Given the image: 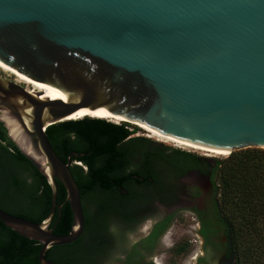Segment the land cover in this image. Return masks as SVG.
<instances>
[{
  "label": "water",
  "instance_id": "1",
  "mask_svg": "<svg viewBox=\"0 0 264 264\" xmlns=\"http://www.w3.org/2000/svg\"><path fill=\"white\" fill-rule=\"evenodd\" d=\"M0 67L52 92L0 71V122L51 186L43 221L0 220L41 243L40 264L85 228L74 153H56L50 125L92 113L228 155L264 148V0H0ZM58 182L66 234L51 226Z\"/></svg>",
  "mask_w": 264,
  "mask_h": 264
},
{
  "label": "trees",
  "instance_id": "2",
  "mask_svg": "<svg viewBox=\"0 0 264 264\" xmlns=\"http://www.w3.org/2000/svg\"><path fill=\"white\" fill-rule=\"evenodd\" d=\"M136 125L115 122L101 117H84L50 125L47 136L56 153L67 161L73 152L71 171L80 188L82 199L96 197L101 204L109 195L127 197L134 184L174 181L191 171L207 174L214 183L215 201L212 216L203 223V230L213 225L223 229L234 255L233 264H264V148L251 147L232 152L226 158L213 159L172 148L147 137L133 136ZM5 132V158L34 170V183L29 190L32 202L42 204L40 214L18 215L35 222L43 221L51 206V186L46 178L22 155ZM20 182L22 180H19ZM22 183V182H21ZM57 203L62 204L66 190L58 182ZM127 191V192H126ZM108 205V204H107ZM58 211L54 232L66 234L72 225L68 202ZM59 218V219H58ZM5 228H9L4 225ZM19 246L1 245L6 255L15 256L17 264H40L41 243L26 238L9 228ZM78 240L48 249L46 256L55 264H74L72 256Z\"/></svg>",
  "mask_w": 264,
  "mask_h": 264
},
{
  "label": "flooded vegetation",
  "instance_id": "3",
  "mask_svg": "<svg viewBox=\"0 0 264 264\" xmlns=\"http://www.w3.org/2000/svg\"><path fill=\"white\" fill-rule=\"evenodd\" d=\"M4 134L0 128V209L14 215L40 214L42 204L32 202L29 190L34 170L5 158ZM201 174L206 181L193 182L185 190L180 178L136 183L127 197L109 195L102 204L98 197L96 201L82 199L85 228L72 255L76 257L74 264H166L167 252L178 257L175 264H233L225 231L218 225L203 230V223L213 214L215 187L209 175ZM63 203H57L61 209H56L52 223L57 211L61 217ZM187 213L194 231L174 240L171 227ZM52 223L55 230L58 220ZM4 225L0 220V264H17L15 256L3 252L4 241L12 242V251L19 248Z\"/></svg>",
  "mask_w": 264,
  "mask_h": 264
},
{
  "label": "rangeland",
  "instance_id": "4",
  "mask_svg": "<svg viewBox=\"0 0 264 264\" xmlns=\"http://www.w3.org/2000/svg\"><path fill=\"white\" fill-rule=\"evenodd\" d=\"M1 72L4 73L3 71H1ZM4 75H6L7 77H9L12 80H15V76H13V75H10L7 73H4ZM23 85L27 89H31V88L33 89L32 86H27L25 84H23ZM134 127H136V129H135V133L133 134V136L147 137V138H150L151 140H153L155 142L162 143V144L167 145V146L172 147V148H178V149H181L184 151H188V152H191V153L196 154L198 156H204V157L213 158V159H223V158H226L228 156L227 154H222V153L221 154H214V153H210L207 151L194 150L191 148H184V147L176 146L173 143L161 141V140H158L157 138L149 136V133L145 129L140 127L139 125H136ZM180 181H182V182H180L181 183L180 185H182V190H185L186 186L192 184L193 182H205L206 177H204L201 173L194 171V172L187 173L183 178H181ZM182 215L178 219V221L175 223V225L173 227H171L172 238L174 240H178L183 236L189 235L191 233V230L194 231V227H191V225H189V224H191V221H189L190 214L187 213L188 216H182ZM166 240H169V236H166ZM164 255H165V257H164L165 261L164 262H166V264H175V261L178 259V257L176 258L175 257L176 255H174V253H172V252H170V253L167 252ZM191 264H193V263H191Z\"/></svg>",
  "mask_w": 264,
  "mask_h": 264
},
{
  "label": "bare ground",
  "instance_id": "5",
  "mask_svg": "<svg viewBox=\"0 0 264 264\" xmlns=\"http://www.w3.org/2000/svg\"><path fill=\"white\" fill-rule=\"evenodd\" d=\"M0 70L3 71L4 73H7V74H10V75L15 76V80L17 82L23 83V84H25L27 86H32L33 89L32 88L29 89L30 91H41V92H44L45 94H52L51 91H49V90H47V89H45L43 87H40V86H38L36 84H33V83H31V82H29V81H27V80H25V79H23V78L15 75V74H13V73H11V72L3 69L2 67H0ZM86 115H90L91 117H101V118H105V119L112 120V121H115V122L125 121L124 119H121V118L110 117V116H103V115H97V114H92V113H82V114L79 115V117L81 118V117H84ZM140 127H142V126H140ZM142 128L145 129L149 133V136L154 137V138H157L158 140H161V141H166L168 143H173L176 146H180V147H184V148H191V149H194V150L207 151V152L214 153V154H221L222 153V154H227L228 155L227 152H220V151H214V150H209V149H203V148L195 147V146L188 145V144L182 143L180 141H177V140L168 138L166 136L160 135L158 133L152 132V131L144 128V127H142Z\"/></svg>",
  "mask_w": 264,
  "mask_h": 264
}]
</instances>
